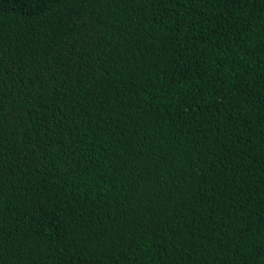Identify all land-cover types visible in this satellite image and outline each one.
Masks as SVG:
<instances>
[{"label":"trees","instance_id":"1","mask_svg":"<svg viewBox=\"0 0 264 264\" xmlns=\"http://www.w3.org/2000/svg\"><path fill=\"white\" fill-rule=\"evenodd\" d=\"M0 264H264V0H0Z\"/></svg>","mask_w":264,"mask_h":264}]
</instances>
